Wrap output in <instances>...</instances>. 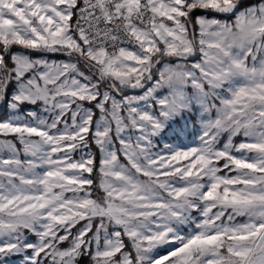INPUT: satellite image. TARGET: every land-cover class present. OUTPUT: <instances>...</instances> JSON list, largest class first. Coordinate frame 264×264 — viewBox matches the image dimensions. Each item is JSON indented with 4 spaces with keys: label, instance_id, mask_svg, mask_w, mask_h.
<instances>
[{
    "label": "snow or ice",
    "instance_id": "6c2138e0",
    "mask_svg": "<svg viewBox=\"0 0 264 264\" xmlns=\"http://www.w3.org/2000/svg\"><path fill=\"white\" fill-rule=\"evenodd\" d=\"M0 108V264H264V0H0Z\"/></svg>",
    "mask_w": 264,
    "mask_h": 264
},
{
    "label": "rangeland",
    "instance_id": "374dc122",
    "mask_svg": "<svg viewBox=\"0 0 264 264\" xmlns=\"http://www.w3.org/2000/svg\"><path fill=\"white\" fill-rule=\"evenodd\" d=\"M51 59H53V60H57V61H61V60H65L66 57L53 56V57H51ZM1 110H2V108H0V111H1ZM177 119H178V118H177ZM193 119L196 120V123H197V126H198V124H199V120H198V118L194 117ZM180 123L182 124L183 122L180 121ZM189 130L192 132V136L182 137L181 139H182V142H183V143H186V144H187V143H190V141L193 140L194 137H195V132H194V130H192V125H191V124H189ZM0 138H2V137H0ZM193 146H194V145H193ZM76 155H77V157H78V156H79V153H77ZM68 195H71V194L69 193ZM239 219H243V218H239ZM7 259H8V261H9V264H24V261H23V257H22V256H12V257H9V258H7Z\"/></svg>",
    "mask_w": 264,
    "mask_h": 264
},
{
    "label": "trees",
    "instance_id": "16d2710c",
    "mask_svg": "<svg viewBox=\"0 0 264 264\" xmlns=\"http://www.w3.org/2000/svg\"><path fill=\"white\" fill-rule=\"evenodd\" d=\"M58 57H59V56H58ZM3 111H4V110L2 109V110L0 111V113H3ZM93 151H95V149H93Z\"/></svg>",
    "mask_w": 264,
    "mask_h": 264
}]
</instances>
